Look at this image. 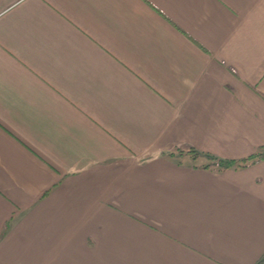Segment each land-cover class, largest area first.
Here are the masks:
<instances>
[{
	"label": "crops",
	"instance_id": "0c3cea01",
	"mask_svg": "<svg viewBox=\"0 0 264 264\" xmlns=\"http://www.w3.org/2000/svg\"><path fill=\"white\" fill-rule=\"evenodd\" d=\"M261 147L264 0H0V264H256Z\"/></svg>",
	"mask_w": 264,
	"mask_h": 264
},
{
	"label": "trees",
	"instance_id": "16d2710c",
	"mask_svg": "<svg viewBox=\"0 0 264 264\" xmlns=\"http://www.w3.org/2000/svg\"><path fill=\"white\" fill-rule=\"evenodd\" d=\"M176 154L189 155L194 162L200 159L202 156L194 149H190L188 151L179 150L177 153H169L167 155L170 157H175ZM207 158L209 159V162L201 166L204 169H214L218 171L241 169L264 161V147L259 148L254 154L241 160H224L215 157ZM256 264H264V256Z\"/></svg>",
	"mask_w": 264,
	"mask_h": 264
}]
</instances>
